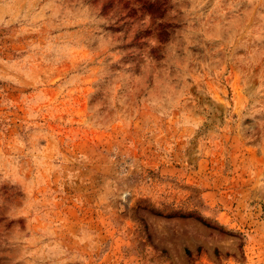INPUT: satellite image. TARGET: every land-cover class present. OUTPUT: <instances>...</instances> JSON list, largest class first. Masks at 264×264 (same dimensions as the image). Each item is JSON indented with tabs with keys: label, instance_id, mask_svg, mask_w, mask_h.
I'll use <instances>...</instances> for the list:
<instances>
[{
	"label": "rangeland",
	"instance_id": "rangeland-1",
	"mask_svg": "<svg viewBox=\"0 0 264 264\" xmlns=\"http://www.w3.org/2000/svg\"><path fill=\"white\" fill-rule=\"evenodd\" d=\"M0 264H264V0H0Z\"/></svg>",
	"mask_w": 264,
	"mask_h": 264
}]
</instances>
